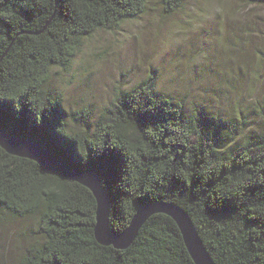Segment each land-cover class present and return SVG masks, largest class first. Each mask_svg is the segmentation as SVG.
Returning <instances> with one entry per match:
<instances>
[{
  "label": "trees",
  "instance_id": "16d2710c",
  "mask_svg": "<svg viewBox=\"0 0 264 264\" xmlns=\"http://www.w3.org/2000/svg\"><path fill=\"white\" fill-rule=\"evenodd\" d=\"M149 1L0 0V125L99 175L116 231L143 205L175 203L216 264H264V108L236 133L226 119L185 115L184 102L157 91L153 75L118 93L92 123L90 114L70 115L49 86L50 71L68 68L85 39L139 18ZM263 75L259 66L252 77ZM70 117L83 122L79 129ZM96 208L85 186L0 147V228L23 223L12 225L6 262L195 264L165 214L152 216L128 249L99 244Z\"/></svg>",
  "mask_w": 264,
  "mask_h": 264
},
{
  "label": "rangeland",
  "instance_id": "374dc122",
  "mask_svg": "<svg viewBox=\"0 0 264 264\" xmlns=\"http://www.w3.org/2000/svg\"><path fill=\"white\" fill-rule=\"evenodd\" d=\"M259 66L264 0H184L175 9L150 0L139 18L85 39L68 68L50 71L49 86L70 115L94 123L118 93L155 75L156 90L184 102L185 115L226 119L241 133L264 108V75L252 77ZM13 224L23 223L0 228V264H15L4 258Z\"/></svg>",
  "mask_w": 264,
  "mask_h": 264
},
{
  "label": "water",
  "instance_id": "95a60500",
  "mask_svg": "<svg viewBox=\"0 0 264 264\" xmlns=\"http://www.w3.org/2000/svg\"><path fill=\"white\" fill-rule=\"evenodd\" d=\"M0 147L8 154L33 160L45 169L60 173L85 186L93 194L96 203L94 234L99 244L116 249H128L136 240L143 225L154 215L165 214L178 225L185 245L195 264H216L207 251L190 216L175 203L158 201L140 207L128 227L116 231L110 225L111 198L99 175L71 169L62 159L41 144L8 133L0 125Z\"/></svg>",
  "mask_w": 264,
  "mask_h": 264
}]
</instances>
